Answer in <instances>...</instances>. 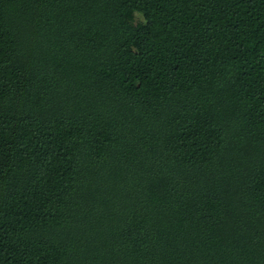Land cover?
Returning a JSON list of instances; mask_svg holds the SVG:
<instances>
[{
  "label": "trees",
  "instance_id": "obj_1",
  "mask_svg": "<svg viewBox=\"0 0 264 264\" xmlns=\"http://www.w3.org/2000/svg\"><path fill=\"white\" fill-rule=\"evenodd\" d=\"M0 264H264V0H0Z\"/></svg>",
  "mask_w": 264,
  "mask_h": 264
}]
</instances>
